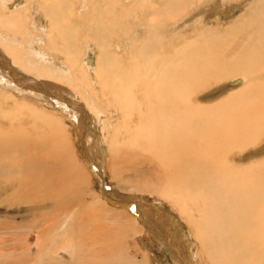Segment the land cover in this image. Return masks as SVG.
<instances>
[{
	"label": "bare ground",
	"instance_id": "bare-ground-1",
	"mask_svg": "<svg viewBox=\"0 0 264 264\" xmlns=\"http://www.w3.org/2000/svg\"><path fill=\"white\" fill-rule=\"evenodd\" d=\"M23 1L0 0V22L2 24L8 23L6 25L15 27V29L18 27V31L21 32V36H14L12 41H8V36L0 34V37L6 39L0 42V79L10 84L12 88L26 89L33 94L43 96L46 101H49L47 102L49 105L59 107L65 114L71 115L74 119L73 122L78 125V135L82 142L83 139H86L84 138L85 133L90 134L93 132L87 126V122H85V116H89V113L85 106L83 107L82 103L67 89V86V88L64 87L59 81H48L44 78L45 75H42V73L51 75L54 73L53 69L57 68L64 73L65 69L53 64L49 57L47 58L46 53L37 47V42L42 40L41 32L43 30L37 22L38 28L35 29V18H31L33 11H30L32 0H25L24 4ZM80 1L42 0L43 3L41 2L39 7L46 12L48 18L45 17L46 20L51 21V23L46 21L49 25V32L51 33L56 30L59 34L60 43L62 44L61 52L69 56L74 52V47H77L75 42L83 38L85 33L78 35V27L71 22V18L68 15H77L79 13L74 12V9L77 8L76 10H78L86 6L83 12L91 9L94 12V17H96V11L108 16L105 19L100 16L96 17L97 27L92 30L95 33H90L91 36L95 35L93 36L95 43L99 47H104L107 55L110 56V58H105V61L101 63L100 70L98 69L100 79L106 88L105 92L111 96L114 106L121 109L124 113L122 116L124 117L123 120L127 119L130 123L133 121H137L138 123L137 125L135 124L137 130L133 129L131 131H129L130 125L125 124L128 132L131 133L129 138H127L129 145L126 143L119 144L120 142L118 143L113 136H111L113 139L109 140V165L115 171L114 174L117 176L118 181L122 183L128 182V178L122 180V177L125 175L122 177L121 175H117L122 173H120L119 169L123 168L122 164L125 162L122 164L121 162L123 159H126L124 158L125 156L128 157L136 154L138 157H142L143 152H148V159L151 161L153 158L156 170L154 172H157L159 176L153 177L156 181L152 178V180L145 181V189L151 190V192L157 190L159 195L172 201L174 204L181 203V206L175 204L176 207H180L179 210L181 211L179 213L188 214L183 204L196 205L200 214H202L204 208L209 215L207 219L212 220L211 222H204L203 218H201V222L198 224L199 235H197L200 242L209 251L208 255L211 259L209 260L211 264H264V159L256 160V158H253L255 156L250 152L240 160V169H236L229 163V155L232 150H245L256 145L257 142L262 143L261 147L264 145V142H261L264 140V127L262 125L264 120V92L260 86L255 89L249 87L247 79L244 77H233L234 75L230 74L229 77L235 78L232 80V83L241 85L237 90L228 93L219 103L202 104L198 100H195V97H198L197 92L201 85L208 84L217 77H221L225 72L237 74L241 71L254 70L264 66V0H261L259 7L254 1L253 7L244 14L239 26L229 30L230 34H225V36L224 31L221 34L222 32L218 30L220 28H210L208 32L203 29L197 36L200 41L199 43L194 40L190 45L186 43V45L183 44L179 47H175V42L170 41L173 36H176L177 32L173 34L170 31L172 32L177 29L185 31L186 29L182 30V28L189 26L187 25V21L189 16H193L192 13H188L193 9L195 10V7L197 8L202 5V2L208 3L209 0H162L161 3H156L154 0H139L137 2L134 0L129 2L126 0H94L91 7L87 3H83L81 6ZM220 1H209V6L206 4L208 7H204L203 5V7L199 8V14H205V10L212 12L214 8L218 9V4H221ZM113 5H119L121 10L124 9L123 6L125 5L127 12L114 11ZM140 7H143L142 9H145V14H147V18L145 19L147 33L142 41L137 40L132 42V46L134 47L130 49L129 58L131 59L129 62L125 60L126 63H124L122 58L125 56L123 53L116 50L117 48L115 50L113 48L114 43L112 44L111 38L116 34L114 32H117L113 31V28L126 24V13L132 15L130 10L135 11ZM142 19L144 20V18ZM92 20L90 19L89 22ZM169 20L171 21L170 24H168ZM26 21L31 22L34 33L26 27H22L26 26ZM138 21L141 20L139 19ZM58 22L61 24V28L56 27ZM199 22H196L198 25H195L193 31L202 26ZM113 25L116 26L113 27ZM159 27L164 28L159 29ZM126 30L124 31L128 32V29ZM199 35L201 38L206 37L200 39ZM25 36L28 38L24 39ZM189 36L190 34L187 35V37ZM183 37L186 39V36ZM207 43L209 45H207L206 51L199 52L196 49V47ZM13 44H17V47H11ZM52 44L55 45V42L52 41ZM18 47L19 50L17 49ZM5 49L16 60V63L20 64L19 66L14 65L12 61L11 65L9 60L4 58L1 50ZM20 50L24 54H20ZM228 50L233 56L230 59H226L222 55V53L226 54ZM232 50H234L233 53ZM120 58L123 63L120 61ZM108 59L114 63L107 62ZM83 60H85V66L87 64L90 65L88 56L86 58L83 57ZM139 60L142 64L145 62L143 66L145 73L141 71L142 67L139 64ZM66 62L75 66V61L72 59H68ZM52 64L55 65L54 68L50 67ZM83 70L85 71V68ZM61 75H63L62 72ZM68 75L69 79L75 77L74 74ZM111 77L115 78L111 79ZM138 85L142 87L143 95L141 94L140 97L143 104L138 102L135 90ZM22 105L26 104L22 103ZM20 109L16 107V109L3 110L9 116V118H6L9 125L6 129L0 125V167L4 165L7 168V172L0 174V181L4 183V186L5 183L10 184L11 188L17 193V195L11 196L13 197L14 204L17 201H23L25 204L31 202L30 198L34 196L32 194L29 198L28 191H24L27 186H30V189L46 186L45 182L51 178L49 170L51 173H54L53 170L55 171V167L49 169V165L44 161L45 158L49 160L53 159V156L50 154L51 151L57 152L56 158L57 156L61 157L64 162V159L68 157L71 151L68 135L63 136L60 134L54 136V133H52V126L59 125V122L62 123L61 132L63 131V126L66 128L65 121L62 118L56 117L49 110L48 112L32 107H26V110L22 109L23 113L17 117ZM132 111H137V113L141 114L140 121L139 119L132 118ZM25 115H29L30 119L35 122L40 120L42 127L38 130L36 126H27L30 119H24ZM43 124L47 125V130L43 128ZM118 129L119 127L114 132V137ZM21 132H24L25 135L23 136ZM31 134L32 137L29 138ZM86 143H89V140H86ZM124 145H126V148L123 147ZM87 149L84 147L85 157H83L93 166H91V169L95 170L93 174L96 172L101 177L102 175L99 172H101L100 165L103 163V149H96V153ZM31 150H33L32 154ZM257 157L260 158L259 156ZM72 158L74 163H70V165L78 167L79 174L82 175L77 174V176L82 179V185L86 186L87 183L85 181L86 179L89 180L86 168L80 166V163L73 154ZM249 160L251 161L249 162ZM68 161L69 159L67 163ZM117 165L118 167L120 165V168L116 167ZM138 169L140 170H138L139 173L136 172L137 174L143 173V171H145V174L151 173V168L147 167V165L145 170L140 166ZM84 170L85 172H83ZM124 171H126L125 168ZM61 176L59 174V179H63L64 176ZM76 179V176L73 177V181H76ZM27 182H31L32 185H28ZM149 182L155 184L160 189L152 188ZM35 183L39 186H36ZM76 183L78 182L76 181ZM79 185H81V182L76 185L75 190H79ZM139 188L141 189V187ZM145 189H142V193L146 191ZM4 191L6 192V190ZM138 191L140 190L138 189ZM146 193L149 192L147 191ZM99 194L97 192L93 202L88 205L87 210L81 209L82 212L79 211L81 214L73 212L76 213L75 216L68 218L70 222L78 220L75 223L80 224L76 225V230L71 233L68 229L65 232L66 230L64 229V233L60 235L57 232L51 234L45 244L46 246H44L46 250H49L48 246L50 244V248L57 252L60 258L63 255L61 254L62 252L74 255L76 251H73V249H81L80 245L74 248L73 244H76L74 237L87 224V229L82 234L81 240H87L88 244L85 251L93 256L92 250L95 249L93 246L119 243L120 238L117 237L115 240V236L112 233L110 237L105 236L109 234H96L91 230L90 226L95 223L97 217L92 219L91 216L95 214L99 215L102 212L111 213L117 219L119 218V220L122 218L120 220L121 224L123 222L127 224L128 222L132 228H136L139 223L129 214V211L135 209L140 213L138 217L143 220V224L147 225L146 227L149 229V232L153 236L155 235L166 246V250L167 252L169 251L175 264L178 263L176 260L181 261V264H193L195 259L193 260L187 249L189 241L187 238H184L181 231L176 232L175 229L179 230L180 227L171 215L164 212V210L154 208L155 206L152 203H144V205L139 202L129 201L128 199L126 201L119 199L107 201L103 197H100ZM104 195L106 196L107 194L105 193ZM11 197H8V199ZM126 197L131 200L138 198L132 192L131 195L128 194ZM63 198L66 197L64 196ZM131 203L134 204V207H131ZM142 206L143 208H141ZM215 207L224 210L220 216L212 215ZM135 210L133 212L137 213ZM86 212H89V216H86L85 220ZM214 218L225 220V223H221ZM61 219V217L57 216L54 221L49 222L52 230L56 231L64 223ZM81 221L84 222L81 223ZM123 224L125 225V223ZM20 225L22 223H16V229ZM127 225H125L126 228L129 226ZM94 229L98 230L97 227H94ZM141 229L143 231L142 227ZM119 230L121 232V228ZM136 231L138 230L136 229ZM17 232L18 235L10 237V241H12L10 249L12 251L17 247L15 244L20 243L22 247L27 246L29 251L30 247L33 249L35 246L39 247V243H37L36 237L34 238L32 230L28 232V239H34L35 241H30L29 244L20 239L24 234L21 235L19 231ZM74 233L77 234L74 235ZM121 234L124 236L123 233ZM121 234L119 235L121 236ZM55 235L61 244H59ZM141 235L139 234V236ZM36 236L40 237V235ZM6 245L9 246V244L5 243ZM1 246H3L2 243ZM138 248L141 249V247ZM33 249L32 252L34 253ZM117 252L116 249V254ZM96 253H99L97 248L95 249ZM112 253L114 254V252ZM112 253L111 255H113ZM119 255H121L120 252L117 256V264H121L118 263L119 258L121 261L127 260L126 258L119 257ZM142 257L143 259L139 260L138 264H150L148 263V255ZM0 258L2 259V257ZM21 258L24 259L25 256ZM21 258H14V260L17 259L21 262ZM111 258L108 257L103 262L100 259L99 263L111 264ZM33 260L35 264H43L38 259ZM125 263L137 264L135 262L132 263L131 260L130 262L127 260ZM7 264H17V262L12 261ZM57 264L61 263L58 262ZM91 264H97V262L92 261Z\"/></svg>",
	"mask_w": 264,
	"mask_h": 264
},
{
	"label": "rangeland",
	"instance_id": "rangeland-1",
	"mask_svg": "<svg viewBox=\"0 0 264 264\" xmlns=\"http://www.w3.org/2000/svg\"><path fill=\"white\" fill-rule=\"evenodd\" d=\"M104 1H106V0H104ZM126 1L129 2L131 0H126ZM134 1L137 2L139 0H134ZM209 1L212 2L213 0H209ZM209 1H208V3L202 2V5L198 6L197 8L195 7V10L193 9L188 13V14L192 13L193 16H191V17L189 16V19L187 21V25H189V26H186V28H182V30L186 29L185 31H181V29L173 30L172 32L170 31V33H173V34H175L174 32H177L176 36H173L170 39V41L175 42V44H176L175 47H179L180 45H183V44L186 45V43H187V45H190V43L194 42V40L199 43L200 41L197 38V36H198V34L201 33L200 31H202L203 29L208 32L210 28H216V29L220 28L218 30H220L222 32L221 34H223V31H224V35L225 34L228 35L231 33V32H229V30H232L236 26H239L244 14L247 13L248 11H250V9L253 7L254 1L258 7L261 5V0H221L220 1L221 4H218L219 5L218 9L214 8V10H212V12L209 11L210 13L208 12V10H205L204 11L205 14L204 13L199 14V8L203 7V5H204V7H208L209 3H210ZM31 2L32 3L30 4L31 5L30 11L31 12L33 11L32 13L30 12L31 18H33V19L35 18L34 23L35 24H36V22L39 23L40 27L43 30L42 31L43 33L41 32V35L43 36V37L41 36L42 40L37 42L38 45L37 44H35V45H37V47L41 51L46 53L47 58L49 57V59L52 61L53 64H55L59 67H63L65 69L64 73H63V71H61L60 69L57 68V69H53L54 73L51 75L50 74H44V73H42V75H45L44 78L47 79L48 81H53V80L59 81V83L61 85H63L64 87H66V86L68 87V88L67 87L66 88L72 94H74V96L79 100V102L82 103L83 107L85 106L87 112L89 113V116L88 115L85 116V122H87V124H88L87 126L93 132L90 133L91 135L89 133H85L84 138H86V139H83L81 142V139L79 138V135H78V129H77L78 125L75 122H73L74 119L72 118L71 115L65 114V112L59 107H54L51 104L49 105V103H47L49 101H46V99H44L43 96H41L39 94H33L30 91H28L26 89H22V88H16L15 87L16 88V90H15V88L14 87L12 88V86L10 84H8V83L4 82L2 79H0V112H1L0 113V125L3 126V128L6 129V128H8V125H9L8 119L6 120V118H9V116L6 115V113H4L3 110L16 109V107L21 108L19 114H17V117H19V115L23 113L24 109L26 110V107H32V108H35L38 110H43V111L49 110L56 117L62 118V120L65 121V124H66V128H65V126H63L64 132L60 131L62 123L59 122V125H57V126L53 125L54 127L52 126V128H53L52 133H54V136H57L60 134L63 136L68 135L67 137L69 138V141H70L69 147H71V149H70L71 151L69 152L68 157H66L64 159L65 162L63 161V159L61 157L57 156V158H56L55 155L57 154V152L54 153L55 151L50 152V154L53 156V159H50V160L47 158L44 159L45 163H47L49 165V169L55 167V171L53 169H51L54 172V173H51L49 170L51 178H50V180L45 182L46 183L45 184L46 186H44L45 188L44 187H42V188L36 187V189H30L29 188L30 186L26 187V189L24 191H28L29 198L32 196V194L34 196L33 198H30L31 202H27L25 204L23 201H17L14 204L13 197H11V196H15V195H17V193L11 188L10 184L5 183V186H4V183L2 181H0V184L3 183L0 185V189H1L0 190V241H1L0 242V247H1L0 248V257H2V259L0 258V261L2 260L0 263L1 264H3V263L7 264V263H10L12 261H16L17 264H29V263L35 264L33 259H38L39 262L41 261L43 264H57L58 262L61 264H83V263L84 264H91L92 261H96L97 264H100L99 263L100 259L103 262V261L107 260L108 257H112L111 258V264H114L117 261V256H118V253L120 252V254L122 256L119 255V257H122L123 259L126 258L127 260H129V262L131 260L132 263L135 262L138 264V261L139 260L141 261L143 259L142 256L148 255V258H149L148 263H150V264H175L173 262L171 256L168 254V252L166 250V246L161 241H159V239L156 238L155 235L153 236V234L151 232H149V229L146 227L147 225L143 224L142 223L143 220H141V218L138 217L140 215V213L138 212V210H135V209L134 210L137 211V213H134L133 212L134 210H133V211H129V214H131L133 216V218H135V220L139 223V225H137L136 228H132L130 226V223H128V222H127V224L129 226L126 224V222H123V223H125V225L128 226L126 228V226L123 223L122 224L120 223L121 222L120 220L122 218L119 220V218L117 219L115 217V215L111 214V213H110L111 216L107 212H102L99 215L95 214L94 216H91L92 219L97 217L95 223L92 226H90L91 230H93L96 234H99V233L100 234H109V235H105L107 237H110L112 234H114L115 240L117 237L120 238V239L118 238L120 241L119 243L115 242L114 244H103L100 246H93L95 249L97 248L99 251V253L95 254V249H93L92 250V253L94 254L93 256L90 255L89 252L85 251L87 249V244H88L87 240H85V239L81 240L82 234L87 229V224L85 225V227H83L82 229L79 230L78 234L74 233V235L77 234L76 237H74V241L76 242V244H73L74 248L78 247L79 245L81 247V249H79V250L73 249V251H76L74 253V255H69L67 253L65 254L64 252H62L61 254H63V255L60 258L58 253L55 252L52 248H50V244L48 246L49 250H46L44 248V246H46L45 244L47 243L48 238H50L51 234L57 232V234L60 235V234L64 233L63 231H65V230H66L65 232H67V229L71 233L76 230L75 229L76 225L77 224L79 225L80 223H75V222H78V220H73L74 222L73 221L70 222L68 220V218L71 216H75L76 213L81 214L80 213V212H82L81 209L87 210L88 205L93 202V199L98 192V193H100L99 196L103 197V199H106L107 201H110V200L115 201L118 199L126 201L128 199L129 201L139 202L140 204L141 203L142 204L152 203L155 206L154 208H156L158 210H164V212L171 215L172 218L177 221L180 229L179 230L175 229L176 232L181 231L182 234L184 235V238L188 239L189 243H188L187 249L189 250L193 260L195 259L193 264H207V263L211 264V261H209L211 259L209 258V255H208L209 251L206 247L203 246V244L200 242V239H199V237H197V235H199L198 224H199V222H201V218H203L204 222H207V221L211 222L212 220L207 219L209 215L204 208H203L202 214H200L198 212V208L196 205L190 206V204H187V205L183 204V207L187 209L188 214L179 213V211H181V210H179L180 207H176V205L181 206L182 205L181 203H175L176 204L175 205L172 201H170V200L162 197L161 195H159L157 190H153L151 192V190L145 189V181H147L151 178L154 181H156L155 178H153V177L159 176V174L157 172L156 173L154 172L156 170H155V164H154L153 158L151 161L148 159V155H149L148 152H145V153L143 152L142 157H140V156L138 157L136 154L133 156H128V157L125 156L124 157L126 159H123L121 162V164L123 162H125L124 164H122L123 168H121L122 170L119 169L120 173L121 172L122 173L117 174V175H121V177L123 175H125L122 177V180H125L128 178V182H125V183L119 182L118 179L116 178L117 176L114 174L115 171L112 170L111 165H109L110 164V160H109L110 159V157H109L110 151H109V144H108L109 140L115 138L116 141H118V143L120 142L119 144L126 143L129 145V140L127 138H129V135H131V133L128 132V129H127L125 124L130 125L129 131H131L133 129L137 130L136 125L138 123H137V121L136 122L133 121L130 123L129 120H127V119H125L126 121L123 120L124 117H122V116L124 115V113L122 112L121 109H118L116 106H114L111 96L105 92L106 88L102 84V80L100 79L99 70L101 68L100 66H102L101 63L105 61V58H110V56L107 55V52H106L104 47H99L98 44L95 43V41L93 40L94 39L93 36H95V35L91 36L90 33L91 34L95 33V31H92V30L97 27L96 21H95L96 17L100 16V17H103L105 19V18H108V16L101 13V12L96 11V15H95L96 17H94V12H92L91 9H87L85 12H83V10L86 9L85 8L86 6L80 8L78 10H76L77 8H75L74 12L76 11V13H79L77 15L75 14L76 16L75 15H68V17L71 18V22H73L75 25H77L78 35L85 33V36L83 38H81L77 42H75L77 47H74V50H73L74 52L72 53L71 56H69V55H64L61 52L62 44L60 43L61 39L59 38L58 32L56 30L52 31L51 33L49 32V25L46 23V21L48 23H51V21L46 20V18H47L46 12H44V10L41 7H39L41 5L42 0H32ZM80 2H81V6L83 5V3H87L91 7V6H93L94 0H81ZM154 2L161 3L162 0L161 1L160 0H157V1L154 0ZM24 3H25V0L23 1V4ZM206 4H208V6ZM33 5H34V7H33ZM123 7H124V9L121 10V7L119 5H113V10L114 11H122V12L125 11V12H127V10H126L127 7H125V5ZM142 8L143 7H140L138 9H136L135 11L130 10V12L132 13L133 16L130 13H126L127 23L122 25V26L113 28V31H117V32H114V34L116 33L117 35L115 34L111 38L112 44L114 43L113 48H114V50L117 48L116 50H118L120 53H123V55L126 57V58L125 57L122 58L124 63H126L127 61L129 62V60L131 59V58H129L130 51H131L130 49L134 47V46H132V42L137 41V40L142 41V39L145 37V35L147 33V28L145 25L146 24L145 19L147 18V14H145V9H142ZM86 14H88V15H86ZM81 15H83V16H81ZM137 17H139V18L137 19ZM142 18H144V20ZM90 19H93V20L91 22H89ZM139 19L141 21H138ZM202 20H204L205 22ZM198 21H200L199 23L202 26L199 29L193 31L195 25H198L197 24ZM168 22H169L168 24L171 23L170 20ZM237 22H239V23H237ZM4 24H2V22H0V34L8 36L9 37L8 41H12L14 36H21L20 35L21 32L18 31V29H19L18 27L16 28L17 29L16 30L15 27L6 25L8 23H6L5 25ZM25 25L26 26H22V27H26L27 29H29V31H32V33H34L32 30L30 21H26ZM114 26H116V25H113V27ZM125 26H126V28H125ZM56 27L61 28V24L58 22L56 24ZM37 28H38V26L36 24L35 29H37ZM163 28L164 27H159V29H163ZM123 29L124 30L128 29V32L129 31L130 32L128 33V32H126L127 30L124 31ZM118 30H119V33H118ZM12 31H13V33H12ZM131 31H132V33H131ZM17 32H18V34H17ZM125 32H126V34H125ZM49 33H50V35H49ZM189 34H190V36L187 37V35H189ZM183 36H186V39ZM205 37L206 36H204L202 38H205ZM27 38L28 37H26V36L24 37V39H27ZM199 38L202 39L200 35H199ZM4 40H6V39L0 37V42H3ZM52 41L55 42V45L52 44ZM24 44H26V43H24ZM207 45H209V43L204 44L202 46H198V47H196V49L199 52H204L207 50ZM26 46H28V45L26 44ZM11 47H17V44H13V46H11ZM19 47L17 48L18 50H19ZM236 48H237V46H236ZM7 49L1 50L4 58L9 60L10 64L12 61L14 63V65L19 66L20 64L16 63V60L12 57V55L7 53ZM20 49H21V47H20ZM234 50H232V53ZM127 52H129V53H127ZM227 52H226V54L222 53L223 57H225L226 59H230L231 57H233L232 54H230L229 50ZM17 53H18V51H17ZM22 53L24 54V52L20 50V54H22ZM87 56L89 58L90 65L87 64L85 66L84 65L85 60H83V57L86 58ZM68 59L74 60L75 66L70 65L68 62H66ZM122 59L120 58V61L123 63ZM125 60H126V62H125ZM107 62L114 63L113 61H111L109 59L107 60ZM53 64L50 67L54 68L55 65H53ZM139 64L142 67L141 71L143 73H145V68L143 67L145 62L142 64L141 61L139 60ZM241 66L244 67L243 65H241ZM84 68H85V71L83 70ZM87 68H89V69H87ZM61 72L63 75H61ZM68 74H74L75 77L69 79ZM230 74H233L234 75L233 77H236V76L244 77L245 79H247L249 87L255 89L258 86H260L264 92V75H263L264 74V66H263V67H259V68L254 69V70H248V71H244V72L241 71L240 73H237V74H234L232 72H225L221 77L219 76L216 79H214L213 81L209 82L208 84L201 85V87L198 88V92H197L198 97L196 96L195 100H198V102H200L202 104H204V103L205 104H211L214 102L219 103L223 98H225V96L228 95V93H231L232 91L234 92V90H237L241 85L236 84V83H232V80L235 78L229 77ZM33 76H35V75H33ZM115 77H116V75H115ZM115 77H111V79H114ZM239 78H241V77H239ZM56 79H58V80H56ZM209 85H211V86H209ZM135 90H136V93L138 96V102L140 104L141 103L143 104V101L140 97L141 94L143 95L142 87L140 85H138ZM13 102H15V103H13ZM31 102L34 104H32ZM22 103H24L26 105L23 106ZM37 112H39V111H37ZM131 115H132V118L139 119V121H140V116H141L140 113H137V111H135V112L132 111ZM2 116H4V117H2ZM25 118L30 119L29 115L24 117V119ZM30 125L36 126V128L38 130L40 127H42L40 124V120L35 122L32 119H30L27 126H30ZM262 125L264 127V120L262 122ZM46 126H47L46 124H43V128L46 129ZM131 126H133V127H131ZM117 127H119L118 132H117L118 134L116 133V135L114 137V132L117 130ZM21 134L23 136L25 135L24 132H21ZM111 136H113V138ZM31 137H32V134L29 138H31ZM86 140H89V143H86ZM94 140H96L98 143L96 141L94 142ZM261 142H264V140ZM261 145H262V143L257 142L256 145L251 146L245 150H240V151H236L235 149L232 150L230 152V155H229V163L232 166H234L236 169H240L239 168L240 163H241L240 160L243 159L244 156H246L250 152H252V154L255 156L253 158H256V160H263L264 159V145L262 147H261ZM84 147L86 149L88 148L87 150H91V152H93V153H96V149H98V148L103 149V152H104L102 154V158H103L102 162L103 163H102V165H100L101 166V172H99L102 175L101 177L98 176L96 174V172H95V174H93V172L95 171L94 169H91L93 166L90 165V163L88 162V160L86 158H84L85 157ZM123 147L126 148V145H124ZM256 151H258V152H256ZM22 152H25V151H22ZM32 152H33V150H31V154H32ZM59 153L61 154V152H59ZM72 154L77 159V161L80 163V166H83L86 168L85 169L87 172L86 174L89 175L88 176L89 180H87L85 177V179H86L85 183H87L86 186L82 185V179H80V177L78 178V176H77V174L82 175V174H79L78 167H76L74 165L73 166L70 165V163H74V160L72 158ZM261 154H263V155H261ZM146 156H147V159H146ZM257 156H259L260 158H258ZM68 159H69V161L67 163ZM71 160H72V162H71ZM250 161L251 160H249V162ZM54 163H56V164H54ZM120 165H119V167H118V165L116 167L120 168ZM125 165H126V167H125ZM146 165H147V167L151 168V173L145 174V171H143V173L141 172L140 174L136 173V172H138V170H140V169H138L139 166L145 170ZM109 166H110V168H109ZM124 168L126 171H124ZM127 169H129V170H127ZM6 170H7V168L4 165H2L0 167V174L7 172ZM65 170H66V172H65ZM85 170L83 172H85ZM1 171H3V172H1ZM59 174L64 176L63 179H59ZM155 174H157V175H155ZM75 176L79 180L78 181L76 179V181L78 183H76V181H73V177H75ZM51 180H53V181H51ZM63 181H64V183H63ZM80 182H81V185L78 186L79 190L77 191V190H75L76 185H78ZM151 182H149V185L152 186V188L160 189L155 184H151ZM27 184L32 185L31 182H27ZM35 185L39 186L36 183H35ZM139 187H141V189ZM10 189H12V190H10ZM138 189L140 191H138ZM142 189L143 190L145 189L146 191H144V193H142L143 192ZM4 190H6V192ZM147 191L149 193H146ZM154 191H156V192H154ZM131 192L136 194V196H138V198L135 200H131V199L127 198L126 196H128V194L131 195ZM105 193L107 194L106 196L104 195ZM52 196H53V198H52ZM64 196L66 198H63ZM8 197H11V198L8 199ZM113 199H115V200H113ZM38 200H40V201H38ZM9 202H11L10 203L11 205L9 204ZM131 204H132L131 207H134V204L133 203H131ZM141 208H143V206ZM196 208H197V210H196ZM74 209H76V210H74ZM223 211L224 210H220V209H217L215 207L212 211V215L213 216H215V215L220 216L221 212H223ZM73 212H76V213H73ZM55 213H57V214H55ZM117 214H119V213H117ZM112 215H113V217H112ZM57 216H59V218L61 217L62 218L61 220H63L64 223L59 227V229L54 231L49 226V222L54 221ZM86 216H89V212L85 213V220H86ZM143 217L145 218V216H143ZM63 218L64 219L66 218V219L64 220ZM214 219L215 220L217 219L221 223H225V220H221L219 218H214ZM67 220H68V222H67ZM83 220H84V218H83ZM110 220H112V221H110ZM58 221L60 222L59 219H58ZM117 221H118V223H117ZM15 222L17 224L22 223V225H20L16 229V223ZM29 222H31V223H29ZM83 222L84 221H81V223H83ZM113 222H115V223H113ZM71 224H73V226H71ZM111 224L113 225V228H112ZM120 225H121V227H120ZM43 226L45 227V229H43L44 228ZM56 226H57V222H56ZM1 227H3V228H1ZM94 227H97L98 230L94 229ZM141 227L143 228V231H142ZM120 228H121V232L119 230ZM130 228H132V229H130ZM112 229L115 231H113ZM134 229L135 230L137 229L139 232L138 231L135 232ZM30 230L33 231V236H34V238L36 237V241H37V243H39L38 244L39 247L35 246L33 249L32 247L29 246L30 247V251H29L27 246L22 247V245H20L21 244L20 243V244H15V245H17V247L14 251H12L10 249V244L12 242V241H10V237L18 235L17 231H19V233L21 235L24 234L20 239H22L23 241H26L28 244L30 243V241H33V242L35 241L34 239H28L29 238L28 232ZM130 231L133 233H131ZM121 233H123L124 236H122ZM119 234H121V236ZM139 234H142L143 236L142 235L139 236ZM36 235H40V237L38 238ZM55 237L58 239V237L56 235H55ZM58 242H59V244H61L59 239H58ZM1 243L3 246H1ZM5 243L9 244V246L8 245L5 246ZM118 244H119V246H118ZM166 244H167V242H166ZM110 245H112V246H110ZM109 247H112L113 249L109 248ZM138 247H141V249L143 248V250L139 249ZM114 248L117 249V251H118L117 254H116V249L114 251ZM121 248H123V249L121 250ZM168 248H169V246H168ZM32 249H33L34 253L32 252ZM110 250L112 252H114V254ZM140 251L141 252L144 251V252L141 253ZM111 253L113 255H111ZM24 256H25L24 259L21 258ZM19 257L21 258V262H19L17 259L14 260V258H19ZM8 260H9V262H8ZM118 260H119L118 263H121V264H126L125 262L127 261V260L121 261L120 258ZM176 261L178 262L177 264H181V261H179V260H176ZM115 264H117V262Z\"/></svg>",
	"mask_w": 264,
	"mask_h": 264
},
{
	"label": "water",
	"instance_id": "water-1",
	"mask_svg": "<svg viewBox=\"0 0 264 264\" xmlns=\"http://www.w3.org/2000/svg\"><path fill=\"white\" fill-rule=\"evenodd\" d=\"M86 154H88V153H86ZM89 161H90V159H89ZM92 162V161H91ZM168 254L170 255V253H169V251H168ZM171 256V255H170Z\"/></svg>",
	"mask_w": 264,
	"mask_h": 264
}]
</instances>
